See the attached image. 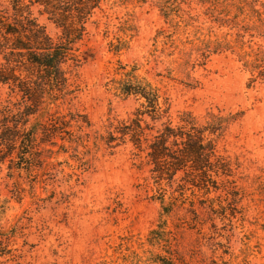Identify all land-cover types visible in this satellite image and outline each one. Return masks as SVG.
I'll list each match as a JSON object with an SVG mask.
<instances>
[{
  "label": "rangeland",
  "instance_id": "rangeland-1",
  "mask_svg": "<svg viewBox=\"0 0 264 264\" xmlns=\"http://www.w3.org/2000/svg\"><path fill=\"white\" fill-rule=\"evenodd\" d=\"M200 1H101L76 45L78 62L62 66L73 94L40 119L26 157H17L18 146L0 145V231L10 235L0 264H128L133 258L155 264V252L175 264H264V83L249 84L237 50L203 58L190 49L198 37L227 31L208 30ZM162 4L171 7L168 19ZM259 43L264 51V40ZM119 64L138 66V75L168 98L174 120L181 112L202 125L224 118L216 147L233 169L231 177L218 178L217 190L187 185L180 191L181 174L170 184L156 181L128 141L113 150L67 142L71 135L102 132L107 118L133 116L141 101L111 90ZM6 101L25 104L0 84V105ZM69 114L85 116L92 126L79 131L72 121L54 132L51 119ZM162 196L175 205L163 217L165 241L151 247Z\"/></svg>",
  "mask_w": 264,
  "mask_h": 264
},
{
  "label": "trees",
  "instance_id": "trees-1",
  "mask_svg": "<svg viewBox=\"0 0 264 264\" xmlns=\"http://www.w3.org/2000/svg\"><path fill=\"white\" fill-rule=\"evenodd\" d=\"M102 0H0V84L20 97L23 106L6 101L0 105V145L13 150L19 148L17 157H26L36 142L39 123L47 110L73 94L62 66L68 61L78 62L77 44L87 35V23ZM208 15V30L227 31L220 35L210 32L193 42L191 50L203 58L222 51L237 50L239 61L250 73L249 84L264 83V1L260 0H202ZM38 7L35 15L33 8ZM163 16H172L170 5L162 4ZM40 17L45 21L41 22ZM47 23L56 33L51 35ZM157 37V35H156ZM171 43H173L171 41ZM189 44L191 42L189 41ZM120 45H115L114 51ZM118 78H113L111 90L123 98L140 100L133 116L125 119L107 118L101 131L71 135L69 143L93 147L102 144L108 150L127 141L144 155L156 181L169 184L177 180L178 188L185 186L209 191L218 189V178L232 176V163L219 154L216 134L223 117L212 116L205 125L190 112H181L174 120L167 97L159 89L137 73L136 64H119ZM163 98V99H162ZM67 119L60 115L51 119L52 130L74 121L79 131L92 125L85 117ZM34 117V121L30 119ZM145 117L153 123L146 122ZM42 126V125H41ZM8 152V150H7ZM81 162V161H79ZM82 163V162H81ZM161 212L156 228L149 233L147 242L159 247L165 241L166 219L175 203L159 197ZM1 221V219H0ZM1 230V229H0ZM9 232L0 231V253ZM133 258L128 264H140ZM155 264H175L167 255L155 252L150 257Z\"/></svg>",
  "mask_w": 264,
  "mask_h": 264
}]
</instances>
